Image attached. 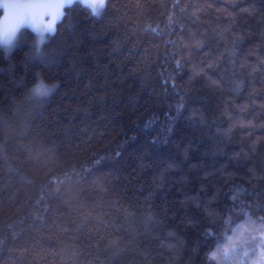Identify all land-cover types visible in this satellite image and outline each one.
<instances>
[{
	"label": "trees",
	"instance_id": "obj_1",
	"mask_svg": "<svg viewBox=\"0 0 264 264\" xmlns=\"http://www.w3.org/2000/svg\"><path fill=\"white\" fill-rule=\"evenodd\" d=\"M106 4L0 43V264H232L264 217V0Z\"/></svg>",
	"mask_w": 264,
	"mask_h": 264
},
{
	"label": "snow or ice",
	"instance_id": "obj_2",
	"mask_svg": "<svg viewBox=\"0 0 264 264\" xmlns=\"http://www.w3.org/2000/svg\"><path fill=\"white\" fill-rule=\"evenodd\" d=\"M79 3L91 10L93 16H99L102 11L107 8L106 0H0V11L3 12V21L11 20L13 23L4 33V37H8L9 32L14 33L19 29L20 26L27 24L34 27L38 32H49L51 35H55V24L60 22L65 13V8H70V5ZM245 11H251L245 9ZM195 14V13H194ZM171 17L169 23H171ZM197 47L200 43L197 42ZM177 66L181 64L180 60L176 61ZM209 68L213 67L212 64L208 65ZM204 69L197 68L194 66L193 74L199 75ZM213 83H215L213 81ZM172 87H177L175 81L172 82ZM34 91L38 95L50 94L47 89L41 90V87L37 85ZM183 105L177 107V113L182 109ZM236 197L234 196L233 199ZM259 223L253 221L250 217L246 225H241L240 236L244 237L247 235L248 239H241L239 243L246 244L248 247L244 251V257H247L249 252L255 249H259L261 255H264V217L259 218ZM210 235L211 233H207ZM212 258H217V253L211 254ZM224 256L229 257V251L224 252ZM232 256H235V246L232 249Z\"/></svg>",
	"mask_w": 264,
	"mask_h": 264
},
{
	"label": "rangeland",
	"instance_id": "obj_3",
	"mask_svg": "<svg viewBox=\"0 0 264 264\" xmlns=\"http://www.w3.org/2000/svg\"><path fill=\"white\" fill-rule=\"evenodd\" d=\"M3 17V12L1 11V18H0V43L2 45V47L7 51V52H11L12 50H14V48L19 44L20 42V38H21V32L22 29L24 28H29L31 30L34 31V33L37 36V41L39 45H42L51 35L49 32L45 31V32H38L34 27H32L31 25H27L24 24L22 26L19 27L18 30H16L14 33L9 32L8 37H4V33L7 31V29L10 27V25L13 23L11 20L8 21H3L2 20ZM57 24V23H56ZM56 24H55V28H56ZM244 240H247L248 237L245 236L243 238ZM246 246L248 245H244V246H238L242 249L246 250ZM229 251V257H225L224 255L221 258L226 259L227 261L232 262V264H264V255H261L260 250L259 249H255L253 248L252 250V257H251V262L248 260H244L243 259V255L240 254V250H238V248L235 246V256H232V249H228ZM251 255H248L249 257Z\"/></svg>",
	"mask_w": 264,
	"mask_h": 264
},
{
	"label": "clouds",
	"instance_id": "obj_4",
	"mask_svg": "<svg viewBox=\"0 0 264 264\" xmlns=\"http://www.w3.org/2000/svg\"><path fill=\"white\" fill-rule=\"evenodd\" d=\"M74 5V4H73ZM73 5H70V7H72ZM83 6V5H81ZM90 10V9H89ZM91 11V10H90ZM38 85L41 87V90L43 89H47L49 91V93L53 92L55 90V88L57 87L55 84L53 85H47L45 84L44 82H39ZM37 86L34 87V89L36 88Z\"/></svg>",
	"mask_w": 264,
	"mask_h": 264
}]
</instances>
